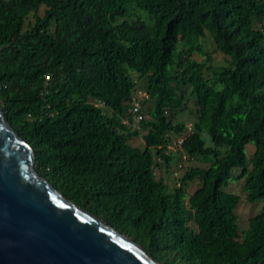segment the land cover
Returning <instances> with one entry per match:
<instances>
[{
	"label": "trees",
	"instance_id": "trees-1",
	"mask_svg": "<svg viewBox=\"0 0 264 264\" xmlns=\"http://www.w3.org/2000/svg\"><path fill=\"white\" fill-rule=\"evenodd\" d=\"M0 109L40 177L158 264H264V207L239 231L223 191L264 200V0H0ZM183 155L205 166L156 177Z\"/></svg>",
	"mask_w": 264,
	"mask_h": 264
},
{
	"label": "water",
	"instance_id": "water-1",
	"mask_svg": "<svg viewBox=\"0 0 264 264\" xmlns=\"http://www.w3.org/2000/svg\"><path fill=\"white\" fill-rule=\"evenodd\" d=\"M0 109V264H158L35 171Z\"/></svg>",
	"mask_w": 264,
	"mask_h": 264
},
{
	"label": "rangeland",
	"instance_id": "rangeland-1",
	"mask_svg": "<svg viewBox=\"0 0 264 264\" xmlns=\"http://www.w3.org/2000/svg\"><path fill=\"white\" fill-rule=\"evenodd\" d=\"M30 20H32V18L31 19L29 18V21ZM205 42L210 43V38L207 37V41H205ZM211 52H212V55L214 58V62L217 65L224 63L225 57L221 53L215 51L214 48H211ZM195 59H196V61L200 62L203 58L196 55ZM134 80H135V82H137L136 92L134 94V97L136 98V100H140L141 97L145 94L144 90H145V86H146V81H145L146 79L134 77ZM177 119L183 120L187 126V129L188 130L190 129V127H191L190 125L193 122L192 118L190 116H188L187 114H183L182 116H179V118H177ZM186 133L187 132L185 131V134ZM203 137L206 139V141L208 143L207 135H204ZM174 141H175V139H174ZM129 143L133 146L143 148V141H142L141 136L132 138L129 141ZM170 149L173 150L174 148L171 147ZM254 151H255V146L252 143H249L245 146L244 152H245L246 159L248 161V167L249 168H250V159H251L252 155L254 154ZM176 164L177 165L173 164L170 167V169H168V170H165L164 168L157 169L156 170V177L162 178L170 186H174L178 182L177 179H179L183 175V173L185 172V170L188 167L205 166L204 164H201V163H198V162H195L192 160H188L185 157V155H183L182 160ZM239 172H240L239 169H235L233 171V175L239 174ZM243 181H244V178L241 180H235L232 178L228 181V184L223 187V191L237 195L239 197V203H238V206L236 208V215L238 217L237 223L239 226V231L245 230L247 228V225H248V220L251 217L259 214L264 207V200H258L254 203H249L247 201V199H246L247 194L243 191ZM196 188H197L196 183L190 184L189 188L187 189L188 195H191L195 191Z\"/></svg>",
	"mask_w": 264,
	"mask_h": 264
},
{
	"label": "built area",
	"instance_id": "built-area-1",
	"mask_svg": "<svg viewBox=\"0 0 264 264\" xmlns=\"http://www.w3.org/2000/svg\"><path fill=\"white\" fill-rule=\"evenodd\" d=\"M103 104L101 102L94 103V106L99 107ZM140 107L137 102H134L132 108L129 110L130 114L132 115V121L124 120V124L127 125L131 130H140L139 122L143 120L144 115L140 112ZM182 142L181 139L177 141V144L180 145Z\"/></svg>",
	"mask_w": 264,
	"mask_h": 264
}]
</instances>
